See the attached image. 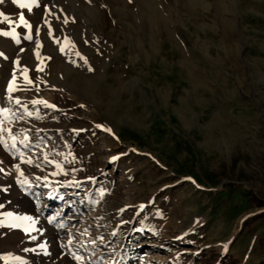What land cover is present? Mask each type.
I'll return each mask as SVG.
<instances>
[{"label": "rangeland", "instance_id": "374dc122", "mask_svg": "<svg viewBox=\"0 0 264 264\" xmlns=\"http://www.w3.org/2000/svg\"><path fill=\"white\" fill-rule=\"evenodd\" d=\"M24 2L0 0V129L65 171L0 148V264L264 261V0Z\"/></svg>", "mask_w": 264, "mask_h": 264}, {"label": "snow or ice", "instance_id": "6c2138e0", "mask_svg": "<svg viewBox=\"0 0 264 264\" xmlns=\"http://www.w3.org/2000/svg\"><path fill=\"white\" fill-rule=\"evenodd\" d=\"M34 2H35V0H33V3ZM13 3L17 4L20 9H27L28 11L32 10L31 4L25 3L24 0H13ZM45 11H47V10L45 9ZM0 15H3V14H0ZM4 18L7 19V17H4ZM8 23L11 24L12 21L9 20ZM19 23H20V25L24 26L25 28H29V29L32 28V25L29 24V22L25 19L24 14H22V13L19 15ZM0 35H3L5 37H12V39L16 38L15 29H13L12 31L0 32ZM26 38H30V37H26ZM37 46L39 47V43H37ZM0 55H3V53H0ZM89 70H91V69H89ZM15 79H16V77H15V75H13V77L10 80H8L7 87L4 89V91L7 93V99L8 100L13 101L15 104L19 105L20 101L18 99H14L12 96V93L16 90L15 83H14ZM25 79L27 80L26 76H25ZM37 103L43 104L45 107H49V108L54 107V105H49L45 101H33V104H37ZM9 112H10V109H8L7 107L0 108V119H2L4 117V114L9 113ZM25 114L28 116L32 115V113L28 112L26 108H25ZM11 118L12 119H23L24 117L23 116L16 117L15 113H11ZM37 118H39V117H37ZM97 127H101V126L97 125ZM0 131H7L8 137L12 141V143L9 145V143L6 142L4 136L0 135V148H2L4 152H6L9 155L14 156V157L18 153L19 154V160H20L21 164H27L30 167L35 166L36 168H38L40 170H43V165H53L55 168V171L51 172L50 175L55 176V175L64 174L65 170L62 167V163L49 159L48 154H46V153L43 155V160L40 162L34 161L31 157L25 158L24 153L21 152L17 148V145H16L17 137L21 134H19V133L13 134L11 129H0ZM108 131H110V130H108ZM28 140H29V137L25 134V135H23V139L19 140V143L21 145H23L25 148H28L29 147ZM38 146L39 145H37V147ZM112 159L116 160V159H118V157H113ZM0 163H2V161H0ZM12 166L16 169L18 174L22 175V173L20 171L19 164L14 163ZM2 171H3V168H0V172H2ZM72 171L75 172L76 170L73 169ZM36 179L37 180L43 179L45 182L44 186H47L48 176H44V177L38 176V177H36ZM89 179H93V178H89ZM76 186L79 187V184L77 183ZM101 195H102V193H101ZM0 207H3V205H0ZM120 211L122 212V211H124V209H120ZM5 215L8 217H13L12 213H6ZM53 219H54V217H51V216L48 217V220L50 223L53 221ZM13 220L14 221H21V222H30V224H26L23 226H22V224L15 223V222L8 225V226L13 227V228L22 227V230L25 233L29 232L30 225L35 224V220L33 219V217L28 216V215L15 216V217H13ZM63 226H64L63 224L58 225V227H63ZM31 230H35V229L33 228ZM32 238L34 239L35 237H32ZM41 247H43V245ZM76 259H77V261H79V257H76Z\"/></svg>", "mask_w": 264, "mask_h": 264}, {"label": "trees", "instance_id": "16d2710c", "mask_svg": "<svg viewBox=\"0 0 264 264\" xmlns=\"http://www.w3.org/2000/svg\"><path fill=\"white\" fill-rule=\"evenodd\" d=\"M251 201H253L254 203H256L258 206L259 205H262L263 204V206H264V202L263 201H261V200H256L257 198L254 196H252V195H250V197H248ZM260 245L264 248V236L260 239ZM258 264H264V261H261V262H259Z\"/></svg>", "mask_w": 264, "mask_h": 264}]
</instances>
